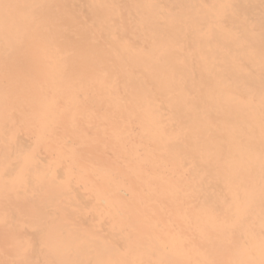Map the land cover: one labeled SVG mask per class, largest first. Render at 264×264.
I'll use <instances>...</instances> for the list:
<instances>
[{"label": "bare ground", "instance_id": "bare-ground-1", "mask_svg": "<svg viewBox=\"0 0 264 264\" xmlns=\"http://www.w3.org/2000/svg\"><path fill=\"white\" fill-rule=\"evenodd\" d=\"M0 264H264V0H0Z\"/></svg>", "mask_w": 264, "mask_h": 264}]
</instances>
